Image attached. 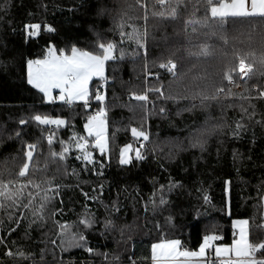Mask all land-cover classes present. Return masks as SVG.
Returning a JSON list of instances; mask_svg holds the SVG:
<instances>
[{"label":"trees","instance_id":"1","mask_svg":"<svg viewBox=\"0 0 264 264\" xmlns=\"http://www.w3.org/2000/svg\"><path fill=\"white\" fill-rule=\"evenodd\" d=\"M128 4L134 7L129 9ZM0 5H6V10L0 9V174L5 180L14 179L23 160L22 146L36 144V165L44 166L39 160L54 164L36 173L49 172L46 179L31 175L40 185L30 189L37 203L44 190L60 185L58 195L49 192L54 198L45 208L44 221L26 211L23 218L15 214L16 220L22 219L17 225L9 219L10 211L0 208V264H151V245L162 239L180 240L183 248L196 251L205 235L219 237L215 243L231 244L233 219L259 222L264 195V123L259 121L264 120V99L257 98L253 85L264 88V69L256 64L247 82L233 73L236 83L232 85L223 74L237 66L238 57L264 51V20L229 16L223 18V29L215 23L186 24L204 20L205 0H188L187 8L182 3L175 19L167 4L161 7L156 0H147V23L145 9L135 6V0H0ZM124 12L126 33L133 27L147 32L146 51L127 36L122 40L117 24ZM44 22L57 33L42 32L26 43L24 25ZM48 40L59 48L69 50L75 45L94 53L100 43L117 45L114 59L105 64L107 83L101 91L108 152L102 157L99 150L89 149L104 164L102 170L96 164L102 176L92 173V165L83 170L72 138L87 137V117L100 107L93 86L103 79L92 80L87 109L83 102H45L27 83L26 61L42 57ZM204 46L208 55H196ZM168 59L178 65L175 77L159 67ZM221 86L225 92L201 104L203 97L213 96ZM154 88H162L164 95L153 92ZM133 94H146L148 100L138 101ZM161 107L164 114L159 112ZM36 112L59 116L66 125L19 124ZM237 122L244 128L238 137L232 134ZM132 128L145 131L150 139L134 137ZM205 129L203 147H192ZM61 141L70 150L64 161L53 160L50 151L59 153ZM126 144L132 146L133 163L120 165V149ZM137 149L144 160H135ZM176 182L181 187L170 190V183ZM161 196L168 205L154 210ZM87 213L94 215L96 223L86 230L79 221ZM105 220L113 221L114 228L105 230ZM61 225L69 226L75 235L85 234L94 252L77 246L78 241L63 243ZM262 233L253 226L250 242L264 240ZM8 251L13 255H6Z\"/></svg>","mask_w":264,"mask_h":264},{"label":"snow or ice","instance_id":"2","mask_svg":"<svg viewBox=\"0 0 264 264\" xmlns=\"http://www.w3.org/2000/svg\"><path fill=\"white\" fill-rule=\"evenodd\" d=\"M156 3L161 7L167 4L170 8L169 14L173 19L178 17L179 6L182 3L185 8L188 7V0H175V3H173L172 0H156ZM135 6L145 9L144 20L145 23H147V0H135ZM133 7L134 5L128 4L129 9ZM0 9L6 10V5H0ZM205 10L206 15L204 20L188 21L186 24H203L207 26L215 23L218 28L223 29L226 27L223 18L229 16L240 18L242 20L252 17H260L261 20H264V0H230V2L227 3H225L224 0H220L219 3H217L216 0H205ZM154 15H163V13H154ZM124 16H127V12L122 14L120 22L117 24V29L120 31L122 40L127 36V38L134 40L139 48H145L146 51L144 40L147 36V32L141 33L138 29L133 27L132 32L126 33L123 30L126 24ZM209 17L211 19H209ZM128 19H132V17L129 16ZM23 31L26 43L34 38L40 37L42 32L57 33V29L47 22L26 23ZM13 32H15L14 29ZM225 43H227L226 39ZM116 47L117 45L113 42L100 43L98 45V51L94 53L92 51L81 50L73 45L70 49V54H68L66 48H59L51 40H48L43 49L42 57L28 59L26 61L27 83L31 85L32 88L37 89L42 93L43 99L46 102L55 99L66 101L68 104H71L72 101L79 100L83 102L84 108L87 109L89 107V101L92 98L89 95V81L93 77L104 78L105 64L107 61L114 59V50ZM123 55L124 52L121 51V57H123ZM196 55L207 56V46H204L200 53H197ZM249 57H251V61L247 62ZM238 59V65L228 68L223 74V79L226 80L229 85L236 83L233 73L239 75L242 81L247 82V79H250L254 75L256 64H259L260 67L264 69V51H262L259 56H257L255 52H252L240 56ZM159 67L161 69H166L173 75V77L177 75L178 65L172 59H168L166 63L161 62ZM253 87L257 90V98L264 99V88H261L259 85H253ZM53 89H59L60 94L53 97ZM152 91L158 93L160 96L164 95L162 88H154ZM223 92H225L223 86L217 88L216 94L211 97H203L201 99V104H204V101L208 99L216 100L217 96ZM227 95H232L230 89L228 90ZM133 96L138 101L146 102L148 100L146 94H133ZM242 98L252 99V97ZM95 100L100 102V107L95 114L87 117V122L84 124V129L88 134L87 137L74 135L72 139L75 141V149L77 150L75 158L82 162L83 170L88 171V165H92V173L94 175L102 176V171H96V164H99L101 170L103 169L104 164L97 161L93 156V152L89 149L92 148L99 150L102 157L108 152V141L105 137V96L97 91L95 94ZM165 111L166 110L163 107L159 109L161 114H164ZM244 111L246 112L247 109H244ZM29 121L34 122L37 126L56 125L57 128L66 124L65 119L59 116L52 117L48 114L39 112L31 114L27 119L21 118L19 124L25 125ZM259 123H264V120L259 121ZM243 130V125H241L240 122H237V128L232 134L238 137ZM207 131L208 130L205 129L199 134L195 143L192 144V147H203L204 132ZM131 132L134 137H142L144 141L150 139L149 135L143 130L132 128ZM16 136L19 138V133H17ZM47 140L51 149L53 142L52 135H49ZM141 146L144 147L143 144ZM37 147L38 145L36 144H25L22 146L23 160L19 166L18 172L15 173L14 179L5 180L2 178V174H0V208L6 210L15 208L19 212L21 218L24 217L25 213L20 211V209H31L34 204V194L31 191L28 193V203L25 204L22 202L24 191L29 187L34 189L40 188L39 184H36L30 179L32 173L37 169L34 157V152ZM131 148L132 146L128 144L121 147L119 153L120 165H130L133 163L132 156L128 155ZM69 150V147L65 146L64 142L61 141V151L59 153L50 151V156L53 160L58 157L60 161H64ZM144 159L145 157L142 152L137 149L135 151V160L142 161ZM5 171L8 172L9 176L13 175V173L7 168H5ZM73 174H75V170H73ZM20 180H27V183H19ZM48 183L51 184V180H49ZM228 183V181L225 182L226 194L228 192ZM174 187H181V185L179 182H176L175 184L170 183V190ZM59 188L60 185H54L52 188L44 190L43 195L37 193L40 198V205L39 208L33 210V216H36L37 219H43L42 212L45 205L54 198L53 195H49V192H54L55 195H58ZM100 188L102 190L103 185H100ZM84 195L87 198L88 194L84 193ZM93 199H95V197H93ZM261 199L264 200V197ZM204 200L206 203L209 202L207 195L204 196ZM167 205L168 201L161 196L159 204L157 205L154 203V210L161 206L167 207ZM113 208H116L115 202L113 203ZM9 219L17 225L22 223V219L16 220L11 213L9 214ZM168 219L171 220L172 217L169 216ZM79 223L87 230L92 228L96 223V220L93 214L87 213L80 219ZM237 226L239 228L238 239H233L231 245H217L214 247V253L219 264H264V240L250 242V235L253 226L256 228L257 232L264 230V215L261 216L259 222H250L247 219L234 220L233 227ZM67 227L69 226L61 225L62 229H66ZM112 228H114V222L111 220H105L104 229L111 230ZM12 230L13 229L9 227L8 231L11 232ZM74 239L78 241L77 246L84 247V250L90 254L94 252L92 247L87 246V237L85 234L79 233L74 236ZM217 239H219V237L216 235H205L202 243H200L199 248L196 251L183 248L180 240L162 239L151 245L152 262L153 264H215V262H209L207 260V255L212 249L211 242ZM5 254L8 256L13 255L11 251L6 252ZM16 255L23 257L24 254L17 253Z\"/></svg>","mask_w":264,"mask_h":264},{"label":"rangeland","instance_id":"3","mask_svg":"<svg viewBox=\"0 0 264 264\" xmlns=\"http://www.w3.org/2000/svg\"><path fill=\"white\" fill-rule=\"evenodd\" d=\"M142 11H144V10H142ZM143 15H145L144 13H143ZM144 17V16H143ZM144 19V18H143ZM68 51V54H70V49L69 50H67ZM238 65V64H237ZM26 74H27V67H26ZM26 79H27V75H26ZM93 79H101L100 77H93L90 81H89V95H91V82H92V80ZM37 90V89H36ZM38 91V90H37ZM39 92V91H38ZM40 93V92H39ZM60 94V92H59V89H53L52 90V96L53 97H55V96H58ZM41 95L43 96V94L41 93ZM93 98H95V97H93ZM44 100V99H43ZM46 102V101H45ZM50 102H64V103H66L67 105H71V104H68L66 101H60V100H55V99H53V100H51V101H48V103H50ZM74 102H82V101H79V100H74V101H72V103H74ZM91 113V112H90ZM92 113L93 114H95L96 113V111H95V109L94 110H92ZM92 114V115H93ZM66 125V124H65ZM64 125V126H65ZM51 127H54V126H56V125H50ZM57 127V126H56ZM63 127V126H62ZM128 145H130V144H128ZM131 152H132V148H131V150L129 151V153H128V155H130L131 156ZM42 154V153H41ZM40 154V155H41ZM39 155V156H40ZM45 156L46 157H49L47 154H45ZM39 162H41L44 166H37V169L32 173V175H34V174H36L39 170H41V168L42 167H44V168H49V167H51V166H53L54 164L51 162V161H48L47 163H44V160H39ZM36 175H38V176H42L43 178H47L49 175H50V173L49 172H47V173H45V175H39V174H36ZM30 179L32 180V181H34L36 184H38V182H36L35 181V179L32 177V176H30ZM19 183H27V180H20L19 181ZM30 189H31V187H29L28 189H26L25 191H24V196L22 197V202L23 203H25V204H27L28 203V200H29V196H28V193H29V191H30ZM34 194V193H33ZM34 196H35V194H34ZM49 205V203H47L46 205H45V208L47 207ZM37 208H39V204L37 203V201H36V198L34 197V204L32 205V208L31 209H23V208H21L20 210H22L23 212H31L30 213V215L32 216V218H37L36 216H33V210L34 209H37ZM44 208V210H43V212H42V215L44 214V211H46V209ZM6 210V209H5ZM7 212L8 211H10V213L13 215V216H15V214L16 213H18V215H19V212L15 209V208H12V209H10V210H6ZM20 216V215H19ZM41 220V219H40ZM234 220H240V219H233L232 220V222H231V226H232V228L234 229V232H235V238L234 239H238L239 238V228H238V226L237 227H233V221ZM41 221H44L43 219L41 220ZM60 234H61V238L63 239V243H65V244H68L69 243V245H72V244H74V243H76L77 242V240L76 239H74V236H75V234L70 230V227H67L66 229H61L60 231ZM232 242H233V240H232ZM211 244H212V247H213V249H214V247L215 246H217V245H231V244H221V243H215L214 241H212L211 242ZM199 248V247H198ZM198 250V249H197ZM208 255H207V260H208ZM210 258V257H209ZM226 258V257H225ZM150 263L151 264H153V262H152V252H151V261H150Z\"/></svg>","mask_w":264,"mask_h":264},{"label":"built area","instance_id":"4","mask_svg":"<svg viewBox=\"0 0 264 264\" xmlns=\"http://www.w3.org/2000/svg\"><path fill=\"white\" fill-rule=\"evenodd\" d=\"M106 83H107V79H103L100 82L96 83L93 86L94 93L96 94L97 91H99L101 93V91L104 88V85ZM236 89L237 90H240L241 89V86L240 85H237ZM209 254L211 255L210 258H209V261L210 262H215V264H219V261H218L217 257L212 255V250H210Z\"/></svg>","mask_w":264,"mask_h":264},{"label":"crops","instance_id":"5","mask_svg":"<svg viewBox=\"0 0 264 264\" xmlns=\"http://www.w3.org/2000/svg\"><path fill=\"white\" fill-rule=\"evenodd\" d=\"M219 2H220V0H217V3H219ZM224 2L227 3V2H230V0H224ZM263 197H264V195H263ZM262 214L264 215V200H262ZM212 255L215 256L214 249L212 250ZM208 256L210 257L211 255L208 254ZM209 257H208V261H209Z\"/></svg>","mask_w":264,"mask_h":264}]
</instances>
